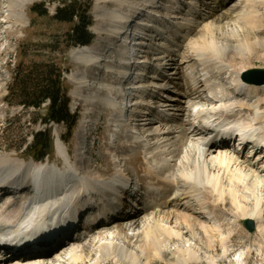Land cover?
<instances>
[{"label": "bare ground", "instance_id": "1", "mask_svg": "<svg viewBox=\"0 0 264 264\" xmlns=\"http://www.w3.org/2000/svg\"><path fill=\"white\" fill-rule=\"evenodd\" d=\"M106 1L118 8L108 9L103 4ZM31 2L33 0H0V14L8 22L10 17L21 21ZM95 2L94 12L98 20L95 29L109 37L106 47L113 46L121 37L131 41L133 35L136 39L133 43L138 41L142 48V52L139 48L137 53L143 58L142 63L134 67L140 69L136 76L138 88L134 91L137 96L129 102V108L119 105L118 99L124 90L118 85L121 84L120 74L125 70L122 72V66L119 68L120 61H114L115 54L113 61L105 58L99 42L71 49L69 56L83 68L71 71L67 79L76 85L71 91L72 97L85 101L86 117L77 133L73 153L61 142V137L58 139L56 151L64 157L65 166L60 167V171L50 162L37 164L32 159L26 163L16 154H0V178L8 173L15 178L39 176V186L46 182L44 189L58 190L61 196L53 207H48L49 210L32 205L24 207V204L16 207L0 200V229L26 224L50 227L65 220L78 201L90 200L89 194L98 192L101 197L109 196L111 190H121L128 181L137 186L141 181L131 177L122 163V156L131 149L145 160L144 172L150 178L149 183L146 176L144 179L150 197L158 193L162 196L150 207L130 209L128 215L118 212L117 201H112L110 196L106 201L109 209L103 217L107 222L92 227L84 237H71L48 254L7 259L0 264H101L108 259L117 264H147L152 258L162 259L168 252L165 243L175 239L184 243V249L180 248L181 245L174 249L175 253L183 254V258H177L176 264H186L187 261L226 264L224 261L229 258L234 239L233 226L240 224L241 219L251 220L256 229L247 235L241 228L235 232L241 238L247 237L251 245L256 242L260 248L264 247V107L260 111L262 101L258 97L264 91V83L248 84L242 80L251 55L264 51V15L256 7L258 4L264 7V0H212L209 4L204 0H165L170 4L160 12V17L154 15L159 11L157 4L162 3L159 0ZM197 5L200 13L189 22L195 16ZM248 5H251L250 10H247ZM126 6L132 7L129 14L123 12ZM204 8L208 9L206 16L201 14ZM165 12L172 14L167 16ZM172 16L177 20L169 23ZM147 18L148 23L153 21L156 26H160L163 20L168 24L167 28L166 23L162 24L167 29L166 36L162 37L165 29L156 33L164 42L169 41L167 49L159 51L160 48L151 44L150 33H154L156 27L141 22ZM108 24L111 28L105 27ZM144 28L146 34L137 32ZM182 39H187V43H181ZM120 50L125 51L126 46L121 45ZM155 51L161 56L151 59L150 55L157 53ZM194 66L205 71V78L200 82L192 81ZM101 69L110 76V82L103 86L101 83V90L105 89L107 93L99 98L109 125L116 122L117 112L135 111L120 133L112 130L114 142L120 140V145L117 148L114 143L106 145L109 151H116L111 177H105L97 170L85 171L88 162L85 144L91 126L87 119L98 100L89 91ZM146 69L151 73L145 75ZM97 79L100 81V77ZM225 81H232L238 93L230 97L231 92L223 86ZM169 84L176 88L174 96H169L172 94ZM195 95L201 105L192 101L191 97ZM172 102H175L174 109L169 108ZM202 116L213 119L214 123L231 120L232 124L228 122L226 128L234 130L229 140L234 149L228 145H205L200 141L203 125L198 123ZM248 130L257 133H248ZM223 136L220 134L221 139ZM245 143H248L247 148H244ZM75 169L82 174L77 175ZM168 173H172V181L168 180ZM180 179L188 183V188L180 183ZM152 180L165 185L172 183L176 189L169 195L160 193L152 187ZM74 183L79 186L71 188ZM5 191L7 194L13 192ZM227 196L233 206L229 213L221 208ZM96 203L94 199L87 204L95 206ZM221 216H225L222 221ZM97 219L95 215L96 224ZM224 224L230 228H225ZM202 239H205L204 245ZM251 253V247L241 248L235 253L233 263L245 264Z\"/></svg>", "mask_w": 264, "mask_h": 264}, {"label": "rangeland", "instance_id": "2", "mask_svg": "<svg viewBox=\"0 0 264 264\" xmlns=\"http://www.w3.org/2000/svg\"><path fill=\"white\" fill-rule=\"evenodd\" d=\"M90 1V2H89ZM133 1V0H130ZM256 1V0H255ZM259 1V0H258ZM81 2H87L89 5L88 15L91 18L92 25L89 27V29L95 32L93 42H99L101 45V49L105 52V58L107 57L108 60H112L115 58L114 61H120L122 62L124 58H126V52L123 50H119L120 46H116L113 44V46L107 45L108 36L103 31L100 33L95 28L97 27L98 20L97 16L94 12L95 8V0H81ZM159 2H162L159 5L158 13L155 14H161V11H164L166 8V5L168 6L170 2H165V0H159ZM204 2L212 3V0H204ZM40 3H43L44 8L47 10L46 16H39L37 13L33 11V7L39 5ZM103 4H106L108 9H117L116 5H113L111 3L103 2ZM63 0H33L28 5V8L26 10V14L23 18L17 20L15 17H10V21L5 23L2 22L4 26L0 25V66H2V72H0V154L5 153H11L16 154V156L21 157L25 160L26 163H30L32 161V155L33 152L30 150V144L32 142V134L36 131H43L44 129L50 130V135L52 139L54 140V148L50 152V154L44 158L41 162H45L46 160L50 163H57L60 162V158L58 154H56V148H55V141L56 137L59 139L61 137L64 138V133L66 131V128L63 124H52L48 123L46 124L44 121H42V118H44L46 114V108L47 104L45 102L39 107L35 108L32 106H24L21 102V98L11 96L10 88L9 86L13 84V79L16 78V75H26L30 71H33L34 69H38V71H41V69L44 71L48 67H55L56 69L61 70L62 74V85L66 89V95L69 98V108L71 111H75V108L77 107V113H78V122H76L75 126L72 129L71 138L67 141H61L67 145V148H69L70 152L73 153L75 150L76 145V136L77 133L80 132L81 128V122L85 119V101L84 100H77L74 99L71 95V91L76 87L74 83H71L67 76L71 71L81 70L83 68L82 65L78 64L76 61L72 60L69 56V52L74 47H67L65 43V36L64 33L69 30L70 24H67L65 22H59L55 19H53V14L55 12L56 7L62 6ZM135 6V4H133ZM250 6V7H249ZM259 13L264 15V7L260 4L256 5ZM131 6L124 7L125 9L123 12L126 14L130 13ZM251 5H248L247 10H250ZM129 9V10H127ZM121 10V9H119ZM186 10V9H185ZM195 16L193 15L189 22H193L196 13H198V5L196 6ZM208 12V9L204 8L201 12L202 15L206 16ZM200 13V12H199ZM165 14L171 15L172 13L165 12ZM4 15L0 14V19ZM175 16L169 17V23L172 21L176 22L177 19ZM168 19V18H166ZM148 18L145 20H141L143 23H148ZM200 22V20H198ZM113 23V22H112ZM115 24V22H114ZM131 27H134L133 22L131 23ZM148 24L153 25L155 28L154 33H150L152 36L151 44L154 45L156 48H160L159 51L167 49L170 43L169 41H165L162 39V37L166 36L167 32V26L166 28L162 27L164 25V20L162 23H159L160 26H156L154 22H149ZM163 24V25H162ZM111 28L110 24H108ZM5 26L7 29H5ZM95 26V27H94ZM169 28V27H168ZM165 29V30H162ZM163 31L162 37L160 35L156 36V33L159 31ZM144 34L147 30L141 29L137 30V32ZM147 33V32H146ZM145 33V34H146ZM132 35L130 38L134 41L136 39L133 38ZM169 38V37H168ZM183 44L187 43V39L181 40ZM137 43H133V46L131 47L133 50L137 52V50L140 48L139 42L135 41ZM144 42V41H143ZM91 43V44H92ZM116 43V41H115ZM109 44V43H108ZM150 44V45H151ZM55 45L56 48L53 46ZM135 45V46H134ZM163 46V48H162ZM174 47V46H173ZM142 52V48H140ZM138 50V52H139ZM154 52V51H152ZM157 53L151 54L150 57L153 59L154 57L161 56V54L158 53V51H155ZM115 54V55H114ZM114 55V58H112ZM140 56V55H139ZM104 58V57H103ZM138 58V57H136ZM142 60L143 58H139ZM249 64V65H248ZM247 64L245 70H248L250 68H264V51L260 50L257 54H253L250 57L249 63ZM121 64H119V67ZM134 68V67H133ZM132 69V68H131ZM6 71V72H5ZM137 71V69H136ZM139 71V70H138ZM134 72V71H133ZM140 72V71H139ZM246 71H243L245 73ZM145 73H151L148 69L145 70ZM108 73L106 70H101L100 73H97L95 75L96 79H94L92 84V88L89 91V94L96 95L97 102L95 104V107H93V112L88 115V123L90 126L89 131V138H87L85 147H86V153L85 156L88 159V162L85 164L86 169L85 171H93L97 170L101 172L102 175L105 177H111L114 173V167H113V158L115 156L116 151H109L106 147L107 143H114V147L117 148V146L120 145V140H117L116 143L114 142L115 135L112 133V130L114 129V125L110 126L108 123V115L105 113L104 105L99 101V98L107 93L105 89H99V83H102V86L110 80L108 79L110 76L107 75ZM100 77V81H98L97 78ZM19 78V77H18ZM98 85V86H97ZM224 86V84H223ZM169 87L172 89V94L169 96H174L173 91L175 89L173 88V84H169ZM16 86L13 88L14 91H16ZM261 99V108L260 111L263 110L264 107V91L261 92L258 96ZM192 101L194 103L200 104V99L195 95L192 96ZM198 99V101H197ZM249 99V98H248ZM254 100V99H253ZM250 102V101H245ZM252 102V101H251ZM201 105V104H200ZM171 109L175 108V102L170 103L169 105ZM173 111V110H172ZM189 112V110H188ZM189 128V126H187ZM190 132V131H189ZM113 134V135H112ZM58 139L56 141V144L58 142ZM132 148V147H131ZM132 150V149H131ZM129 150L126 155L122 156L123 162L125 163V170L126 172H129V175L132 177H137L139 179L140 176H143L142 174L145 173L147 184L150 181V178L146 175L145 167L143 166L145 164V160L139 153H134V149L131 151ZM136 152V150H135ZM140 155V156H139ZM40 161H35V163H39ZM46 163V162H45ZM168 180L172 181L173 175L172 173L167 174ZM140 180V179H139ZM143 181V180H142ZM152 187H154L156 190H158L160 193L163 194H170L173 190L176 189V187L171 183L169 185H165L157 180H152ZM168 190V191H167ZM170 191V192H169ZM167 192V193H166ZM160 196H162L160 194ZM221 208H223V212L229 213V211L233 210L232 202L230 198L227 196L225 200V205L221 204ZM228 216V215H227ZM220 218V217H219ZM225 218V216H221L220 220L222 221ZM227 219V218H226ZM246 219H241L240 224H234L233 228V235L234 239L231 241V252L229 254V258H227L224 262L226 264H234L233 260L235 258V253L240 252L241 248L246 249L247 247H251L253 253L248 255L245 264H264V247H259L257 243H253L251 245V241L248 240L247 237L241 238V236L235 232L237 228H241L245 235L253 233L256 229L254 226L253 231H249L246 226L244 225L243 221ZM254 225V224H253ZM225 228H230V226L225 225ZM199 232L201 230L199 229ZM201 234V233H200ZM203 245L205 243V239H202ZM256 246H255V245ZM177 245H181L180 248L184 249V243L178 242V240H174L172 242H166L165 247L167 248L168 252L163 254L162 259L158 258H152L147 264H176L177 258H183V254L175 253V247ZM259 247V248H258ZM174 250V251H173ZM220 250L217 249V254H219ZM116 261H113L111 259L104 260L101 262V264H117ZM143 260H141V263ZM198 262H189L187 261L186 264H197ZM198 264H206L205 262L198 263Z\"/></svg>", "mask_w": 264, "mask_h": 264}, {"label": "trees", "instance_id": "3", "mask_svg": "<svg viewBox=\"0 0 264 264\" xmlns=\"http://www.w3.org/2000/svg\"><path fill=\"white\" fill-rule=\"evenodd\" d=\"M90 2V1H89ZM39 16H46L47 10L43 3L32 8ZM89 5L81 0H63V5L58 6L53 14V19L70 24L65 36L67 47L87 46L93 41V34L89 30L91 18L88 15ZM54 48L55 45L53 46ZM13 84L9 86L11 96L21 98L24 106L39 108L44 102H48L45 117L46 124L54 122L63 124L66 128L64 138H70L75 126L78 114L69 111V98L66 89L62 85L61 70L51 66L46 70L34 69L26 75H16ZM19 77V78H18ZM16 86V91L14 87ZM30 150L33 152L32 159L41 160L53 149V139L50 130L36 131L32 134Z\"/></svg>", "mask_w": 264, "mask_h": 264}, {"label": "water", "instance_id": "4", "mask_svg": "<svg viewBox=\"0 0 264 264\" xmlns=\"http://www.w3.org/2000/svg\"><path fill=\"white\" fill-rule=\"evenodd\" d=\"M245 76L242 78L252 84H263L264 83V68H252L247 70ZM244 225L249 231L254 229V225L251 220H244Z\"/></svg>", "mask_w": 264, "mask_h": 264}]
</instances>
